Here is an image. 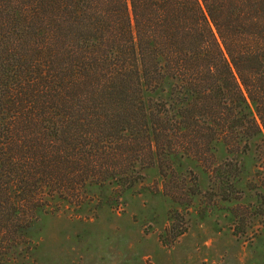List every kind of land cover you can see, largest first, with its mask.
<instances>
[{
  "label": "trees",
  "instance_id": "trees-1",
  "mask_svg": "<svg viewBox=\"0 0 264 264\" xmlns=\"http://www.w3.org/2000/svg\"><path fill=\"white\" fill-rule=\"evenodd\" d=\"M256 138L264 0H0L2 264L49 201Z\"/></svg>",
  "mask_w": 264,
  "mask_h": 264
},
{
  "label": "rangeland",
  "instance_id": "rangeland-1",
  "mask_svg": "<svg viewBox=\"0 0 264 264\" xmlns=\"http://www.w3.org/2000/svg\"><path fill=\"white\" fill-rule=\"evenodd\" d=\"M233 150L155 161L127 190L89 186L80 207L49 201L3 264H264V146Z\"/></svg>",
  "mask_w": 264,
  "mask_h": 264
}]
</instances>
